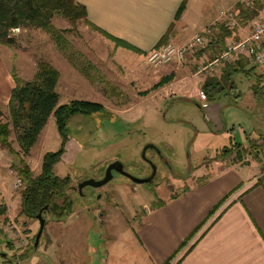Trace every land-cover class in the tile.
<instances>
[{"label": "rangeland", "instance_id": "374dc122", "mask_svg": "<svg viewBox=\"0 0 264 264\" xmlns=\"http://www.w3.org/2000/svg\"><path fill=\"white\" fill-rule=\"evenodd\" d=\"M245 1L227 0L225 7L242 8ZM52 21L56 27L65 28L63 45L57 44L51 32L37 27L14 28L11 31L12 36L15 37L14 44L0 42V106L5 112L0 116V120L9 117L8 104L4 101L7 100L10 88L15 83L14 70L26 79L33 78L40 59L51 62L60 70L57 86L62 102L83 98L82 96H87L84 93H87V97L91 96L94 101L102 103L103 109L91 113H75L68 122L67 140L72 135L81 146L75 159V151L71 159L65 157L67 140L65 143L62 142L56 121L46 126L43 138L32 146L31 161L29 154L23 155L20 150L15 132L12 133L11 139L21 157L24 156L31 167L35 165L36 172L41 169V154L44 150L63 148L62 157L56 161L53 170L61 176L70 175V184L75 188L70 187L68 191L74 200V209L78 208L81 212L78 223L87 221L85 234L73 229L76 232L73 242L77 243V245L72 244L73 247L85 245L87 248L91 242L104 245L108 241L116 246L114 261L117 264H143V261L147 263L137 229L146 213L161 199L183 192L182 189L197 179L198 174H202V170H206L209 164L225 166L229 161L246 163L243 168L248 174L263 168L264 64L254 66L250 60L246 66L251 63L253 66L251 64L247 66V69H251H232L230 79L221 82L224 85L222 92L211 89V93L217 94L215 100L208 101L198 96L199 90L192 82L189 83L187 96L177 93L165 94L167 91L170 92V86L155 87L158 81L153 85L149 82L145 86L138 83V80L128 82V78L120 75L117 68L109 72L106 66H110L112 61L103 58V52L111 51V48L106 46L105 37L98 30L83 21L72 23L60 14L55 15ZM193 29H187L186 32L195 31ZM224 31L226 35L232 33L237 38L248 33L247 29H234L229 26H225ZM229 63L232 64V61ZM166 64L169 63L151 65V67ZM197 65L192 68L194 72L199 67ZM229 65L227 62L223 67ZM70 66L79 68L81 75L83 73L98 81L93 90L87 92V90L64 89L63 68L69 69ZM221 70L226 72L224 69ZM64 72V77L68 81L70 74L66 76V69ZM131 83L135 84H132L130 91H127V85ZM252 84L258 89V93H261L259 98L254 96ZM97 85L98 88L95 87ZM125 95H129L130 100L140 98L138 101L131 100L135 103L131 109L121 111L124 106L120 105L122 103L120 99H124ZM118 99L119 101H116ZM213 102H219L221 105L218 115L225 128L216 130L206 115V105ZM250 138L255 139L259 144L258 157L255 158L252 154L247 160L240 162L234 157L235 152H233L222 158L224 145H230L232 140L234 141L232 143L236 141L241 145L247 142V151L244 155L248 156ZM150 141L157 145L162 155L160 157L159 154L155 155L152 149L147 151V155H155L159 163V173L157 172L153 181L135 182L114 170L113 178L105 184L99 187L87 185L83 188V193L78 190V179L102 177L107 165L114 159H120L130 173L139 177L147 176L152 171V167L147 161L145 162L143 150ZM14 173L8 176L10 185L7 198L0 196V264H62L63 256L68 258L64 264H77L81 258L78 255L81 253L72 252L70 249L63 252V248L60 250L57 245L48 247L45 233L35 247L40 222L38 218L28 217L25 214L24 216L21 212L19 214L23 186L15 185V179L20 175L17 169ZM93 204L97 207L94 209L97 213L94 216L89 214L90 209L82 208ZM5 207L6 211H2ZM45 217L47 221L54 223L55 218L50 212H46ZM11 219L23 228L25 237L18 239L21 244L15 239L14 231L9 230V234L5 232V229H10L12 225ZM55 225L51 224L47 228L54 229L55 240L63 247L60 226ZM118 255H124L121 263Z\"/></svg>", "mask_w": 264, "mask_h": 264}, {"label": "crops", "instance_id": "0c3cea01", "mask_svg": "<svg viewBox=\"0 0 264 264\" xmlns=\"http://www.w3.org/2000/svg\"><path fill=\"white\" fill-rule=\"evenodd\" d=\"M79 1L87 6L88 18L92 22L140 48L141 51H135L123 45H116L113 39L101 33L105 37L106 46L111 48V51L103 52V58L112 61L110 66H106L107 70L112 72L117 68L120 75L128 78V82L138 80V83L142 85L146 86L149 82H152L153 85L164 75L172 74L173 77L161 86L163 88L170 86V92L167 91L165 94L185 95L188 93L189 83L192 82L196 89L200 90L209 77H214L217 82L216 86H209V89L222 92L224 85L221 82L230 79L232 69L249 70L251 68L247 69V66L251 63L247 66L246 64L250 60L254 66L256 65L251 56L240 54L238 58L232 60V64L229 63L231 61L228 62L230 64L228 67H223L226 62L209 73L197 74V71L192 70L195 64H198V67L199 64L208 63L226 46L229 40L237 38L232 33L225 35L224 28L227 24L220 12L226 6L227 0H187L186 7L179 16L176 14L183 0ZM242 25H244L242 28L248 31V23L242 22ZM207 26L213 28V33L206 35L205 44L193 51L188 56V60L169 62V64L160 67H151L146 63V54L153 48L170 41L184 42L196 33L203 31ZM191 28H194L195 31L186 32ZM163 36L166 37L165 41ZM253 65L251 64V66ZM70 67L69 69L65 68L66 76L70 74L68 81L64 77L65 69L63 68L64 89L87 90V92L93 90L98 81L83 73L81 75L79 68ZM221 69L226 72H222ZM132 84L135 83L127 85V91H130ZM14 85L15 83L12 87ZM12 87L7 100L4 101L6 104H8ZM251 87L254 96L259 98L261 93H258V89L253 84ZM84 94L88 96L87 93ZM207 95L205 100L208 101L215 100L217 96L215 93L213 96ZM87 96L82 97L95 100L91 96ZM139 98L131 100L138 101ZM131 100L129 95L120 99L122 102L120 105L124 106L121 111L135 106L134 101ZM220 108L219 102L206 105V115L216 130L225 128V124L222 123L218 115ZM54 121L51 116L46 126ZM46 126L36 143L43 138ZM244 145L246 146L247 142ZM80 148L77 139L71 135L67 140L65 157L71 159L75 151V159ZM16 149L18 150V148ZM45 152L44 150L41 154L42 159ZM19 157V153L11 152L0 144V196L3 198H7L6 194L10 185L8 176L15 174ZM28 157L31 161V153ZM245 164L232 163V161L227 162L225 166L209 164L206 166V170H202L204 173L198 174V178L191 182L188 189L175 196L169 195L163 198L165 203L149 210L137 229L147 262L143 261V264H165L168 260H170L168 264H264V182H259V177L264 174V164L262 169L251 174H248V171L243 168ZM34 167L35 165L32 168L34 169ZM231 191L232 193L216 211L209 215L210 210ZM6 202L9 205L8 201ZM90 206L82 208L90 209L89 214L94 216L97 213ZM2 208L4 207L2 206ZM2 211H6V207ZM20 212L21 208L19 214ZM80 213L78 208L74 209L72 206L71 212L61 219L55 218L54 223L47 221L46 218V228L51 224L60 226V239L62 240L63 237V247L55 240L56 232L53 228H44L46 245L48 247L57 245L60 250L63 248V252L70 249L72 252L81 253L78 255L81 258L79 257L77 264H117L114 261L116 246L113 243L106 241V244L103 245L91 242L87 248L85 245L83 247L72 246V244L77 245L73 242V237L76 235L75 230L81 231L82 234H85L86 231L87 221L78 223L81 218ZM203 221L204 223L187 241V238ZM10 222L15 221L11 219ZM9 228L5 229L8 234L9 230L11 232L13 230L11 225ZM184 240L186 242L183 244ZM117 257L119 263L124 259V255ZM67 259L66 256H63L62 264Z\"/></svg>", "mask_w": 264, "mask_h": 264}, {"label": "trees", "instance_id": "16d2710c", "mask_svg": "<svg viewBox=\"0 0 264 264\" xmlns=\"http://www.w3.org/2000/svg\"><path fill=\"white\" fill-rule=\"evenodd\" d=\"M251 6H243L239 8V18L241 22H246L255 16L261 6L260 0H254ZM187 0H183L176 16H179L186 7ZM60 14L69 19L72 23L83 21L91 28L98 30L103 35L113 39L117 45H123L135 51H141L140 48L131 42L111 34L109 31L98 26L88 18L87 6L79 0H0V42L13 45L15 37L11 31L19 27L43 28L52 33L57 44L63 45V30L53 24L52 18ZM228 33V32H227ZM226 35V34H225ZM166 37L163 36L165 41ZM236 65V64H235ZM234 67V66H233ZM13 76L15 85L11 90L8 102L7 119L0 120V144L4 148H8L11 152L19 153L11 139L13 132L16 133L17 141L23 155L30 154L32 146L38 140L43 128L48 123L51 116L56 121L57 127L62 135V142L67 140V132L69 130L68 122L75 113H91L104 108L103 104L83 98H73L69 101H61V93L58 89L60 70L51 62L40 59L38 61V69L33 78L26 79L14 70ZM173 77L172 74L163 76L155 87L163 85ZM229 78V76H227ZM215 78L209 77L202 85V88L209 94L211 89L209 86H216ZM5 112L0 106V116ZM251 145L248 148L255 157L259 155V144L255 139H249ZM234 142V141H233ZM63 148L57 150H48L44 153L41 169L39 172L33 169L24 156L21 157L17 164L19 175L24 181L22 188L21 213L28 217L37 218L38 213L42 209L45 216L46 212H50L56 219L71 212L74 203L68 189L70 188V176H61L53 170L56 161L62 157ZM247 151L245 145L240 143H230L224 145L222 158H225L235 152L234 157L241 160ZM259 182H264V174L259 177ZM232 193L229 192L222 200H220L209 212L214 213L216 209L226 200ZM176 195V194H175ZM173 195V196H175ZM165 203L161 199L159 206ZM48 206L46 207V205ZM199 226L187 238H191ZM186 240L183 241V244ZM172 259V258H171ZM168 260L165 264H168Z\"/></svg>", "mask_w": 264, "mask_h": 264}, {"label": "built area", "instance_id": "2783aa9c", "mask_svg": "<svg viewBox=\"0 0 264 264\" xmlns=\"http://www.w3.org/2000/svg\"><path fill=\"white\" fill-rule=\"evenodd\" d=\"M253 1L246 0L244 5L251 6L254 4ZM260 2L261 6L258 13L248 21V33L243 37L229 40L226 46L212 60L198 67L197 73L204 74L212 72L221 67L222 64L235 60L240 54L251 56L256 65L264 64V0H260ZM220 15L230 28L243 29L242 26L244 25L240 21L238 8L224 7L221 9ZM211 33H213V28L207 26L203 31L196 33L184 42L176 43L170 41L161 46H157L146 54L145 61L148 65H158L174 61L182 62L189 54H192L193 51L202 47L205 44L206 35ZM199 96L202 99H207L208 97L207 92L203 88H200ZM250 153L248 156L245 154L240 162L247 160V157L252 155ZM15 185L18 187L24 186V181L21 176L15 179ZM11 228L18 242L19 238L23 239L25 237L21 225L12 222Z\"/></svg>", "mask_w": 264, "mask_h": 264}, {"label": "water", "instance_id": "95a60500", "mask_svg": "<svg viewBox=\"0 0 264 264\" xmlns=\"http://www.w3.org/2000/svg\"><path fill=\"white\" fill-rule=\"evenodd\" d=\"M112 169H116L120 172H122L123 174L127 175L128 177H130L132 180L136 181V182H145V181H149L151 177H139L136 176L132 173H130L129 171H127L124 168L123 162L119 159L112 161L106 168V173L102 178H86L83 181L79 182V188H82L85 185H94V186H101L103 184H105L106 182H108L112 177H113V171ZM154 175V173H153ZM48 206V204L46 205V207ZM37 218L39 219L40 222V226L39 229L37 231L36 234V238H35V247L38 246L41 236L43 234L44 228H45V224H46V217L43 215L42 213V209L40 210V212L37 215Z\"/></svg>", "mask_w": 264, "mask_h": 264}, {"label": "flooded vegetation", "instance_id": "af4514ba", "mask_svg": "<svg viewBox=\"0 0 264 264\" xmlns=\"http://www.w3.org/2000/svg\"><path fill=\"white\" fill-rule=\"evenodd\" d=\"M149 149H152V150H154V153H155V155H158L159 154V157L160 156H162L161 154H160V149H158V147H157V145L154 143V142H148L146 145H145V147H144V150H143V154H144V159H145V162L147 161L148 162V164L150 165V167H152V171L147 175V176H143V177H151V176H153V177H151L150 178V180L149 181H145V182H151V181H153L154 179H155V177L157 176V174L159 173V163H158V161H156V159H155V155H152V156H148L147 155V151L149 150ZM115 160H117V159H114V160H112V161H115ZM120 160V159H119ZM112 161H110L109 162V164L112 162ZM164 161V160H163ZM108 164V165H109ZM107 165V166H108ZM123 165H124V163H123ZM107 168V167H106ZM124 168H125V165H124ZM126 169V168H125ZM114 170H116V169H112V171H113V176H114ZM173 170V169H172ZM116 171H118V170H116ZM128 171V170H127ZM120 172V171H119ZM158 172V173H157ZM105 173H106V169H105V172H104V175H105ZM121 174H123L122 172H120ZM153 173H154V175H153ZM103 175V176H104ZM125 175V174H124ZM68 176H70V175H68ZM102 176V177H103ZM125 176H127V175H125ZM102 177H100V178H102ZM128 177V176H127ZM71 178V177H70ZM87 178V177H86ZM86 178H83V179H78V181H77V187H78V190L79 191H81L82 193H83V188L85 187V186H87V185H85V186H83L82 188H79V182H81V181H83L84 179H86ZM88 178H91V177H88ZM95 178V177H94ZM113 178V177H112ZM111 178V179H112ZM130 178V177H129ZM110 179V180H111ZM134 181V180H133ZM136 182V181H135ZM142 183V182H141ZM144 183V182H143ZM189 185L190 184H188V185H186L182 190L184 191V190H186V189H188V187H189ZM94 186V185H93ZM70 187H74L75 188V186L74 185H71L70 184ZM95 187H99V186H95ZM178 193H180V192H178ZM177 195V194H176ZM92 207L95 209V208H97L94 204L92 205Z\"/></svg>", "mask_w": 264, "mask_h": 264}]
</instances>
